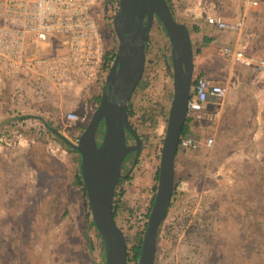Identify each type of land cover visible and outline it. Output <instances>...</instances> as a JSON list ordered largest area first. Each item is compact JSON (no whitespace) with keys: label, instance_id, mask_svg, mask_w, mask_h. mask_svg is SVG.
I'll return each instance as SVG.
<instances>
[{"label":"rangeland","instance_id":"obj_1","mask_svg":"<svg viewBox=\"0 0 264 264\" xmlns=\"http://www.w3.org/2000/svg\"><path fill=\"white\" fill-rule=\"evenodd\" d=\"M169 1L179 21L191 28L199 23L202 35L209 37L208 32L216 38L202 41L204 52H196L193 79L206 69V76H222L228 92L220 114L212 107L195 122L198 140L213 135L215 143L179 148L176 192L160 227L154 264H264V76L222 51L224 44L239 41L247 45V54L264 57V7L247 9L240 30L212 25L206 30L207 13H222L232 22L244 12L243 2ZM109 22L102 18L101 28L116 53L118 37ZM193 34L196 50L198 34ZM146 45V65L131 96L135 112L129 119L141 137V150L114 196L127 247L144 234V219L157 192L159 151L174 93L172 42L158 17ZM254 76H259L256 84L246 80ZM240 82L244 91L250 90L237 97ZM105 83L53 99L55 103L39 114L76 143L99 105L95 94H103ZM11 102L10 84L0 83V107ZM69 110L79 119L68 121ZM134 139L127 135V141ZM0 154V264H100L101 237L75 184L78 154L53 137L36 138L25 148Z\"/></svg>","mask_w":264,"mask_h":264},{"label":"built area","instance_id":"obj_2","mask_svg":"<svg viewBox=\"0 0 264 264\" xmlns=\"http://www.w3.org/2000/svg\"><path fill=\"white\" fill-rule=\"evenodd\" d=\"M110 1L0 0V83L10 84L14 102L8 119L39 113L32 105L40 100L55 103L56 98L69 92L76 95L78 91L84 92L106 82L111 67L104 70V63L111 48L105 40L101 19L106 18L113 26V16L120 3ZM241 1L244 12L235 21H228L222 13L211 12L205 15L206 22L220 30L242 29L247 9L260 7L264 0ZM246 47L238 41L224 44L222 51L245 65H256L264 73V57L247 54ZM227 92V85L209 76L195 77L187 118L190 121L204 119L206 105L223 99ZM65 117L68 121L79 119L75 110L67 111ZM50 133L43 122L34 117L9 120L0 124V152L25 148L31 141L49 137ZM199 142L212 146L215 137L199 141L190 132L182 133L178 148L186 150ZM161 153L162 148L160 156ZM149 213L144 219V231Z\"/></svg>","mask_w":264,"mask_h":264},{"label":"water","instance_id":"obj_3","mask_svg":"<svg viewBox=\"0 0 264 264\" xmlns=\"http://www.w3.org/2000/svg\"><path fill=\"white\" fill-rule=\"evenodd\" d=\"M119 1V8L113 16L118 47L107 74L106 90L77 142L69 140L39 113L13 116L0 124L18 117H34L41 120L52 134L78 150L92 218L105 245V264H127V241L114 215V196L125 157L142 144L137 129L129 120L128 102L142 78L146 65V42L153 21L158 17L172 42L174 93L162 145L158 188L138 261V264H154L159 229L175 187L179 139L187 119L194 80V50L188 25L174 16L168 0ZM102 123L104 132L99 140ZM127 132L135 138L137 146L127 143Z\"/></svg>","mask_w":264,"mask_h":264},{"label":"trees","instance_id":"obj_4","mask_svg":"<svg viewBox=\"0 0 264 264\" xmlns=\"http://www.w3.org/2000/svg\"><path fill=\"white\" fill-rule=\"evenodd\" d=\"M110 2L113 3V0H111ZM168 2L170 4V7H171L172 12L174 14V9L172 8L171 2L169 0H168ZM174 16H175V14H174ZM198 28L199 27L197 25L194 26L195 30H198ZM209 40H210L209 37H205V41L206 42H208ZM146 44H147V42H146ZM146 50H147V45H146ZM114 56H115V48L111 49L106 54V60H105V63H104V70L108 71V69L111 67V63H112V61L114 59ZM201 74L202 73H199L196 77L201 76ZM95 98L97 99V101H100L101 95H96L95 94ZM49 103H52V102H50L49 100L45 99V100H40L39 102L33 104L32 106H33V108L35 109L36 112L42 113V112H46L47 111L46 106ZM134 112H135L134 106H133V104L131 102V99H130V101L128 102L129 119L134 114ZM11 113H12V110H11ZM189 121H190L189 118H187L186 122H185V125H184V128H183V133H187V132L191 131ZM78 127L80 129H83L82 125H79ZM101 129L104 130V127H101ZM103 130H102V132H104ZM49 137L50 138L51 137L56 138L57 140L61 141L67 147L68 151L75 152V153L78 154V165H77V171H76V175H75V184L77 186L81 187L83 196L85 198V203H86V206H87V216L89 218L92 217L91 208H90V204H89L88 197H87V190H86V186H85V183H84V180H83V176H82L81 156H80L78 150L75 149L72 146H69L68 144H66L64 141H62L61 139H59L58 137H56V135H54L52 133H50ZM49 137H46V138L49 140ZM38 139L40 140V139H44V138L43 137H38ZM42 141H44V140H42ZM175 192H176V189L174 188L173 195L175 194ZM153 201H154V198H153ZM114 215H115V217L117 215V205H116L115 202H114ZM91 222L94 225V227L96 228L97 233L100 235V233L98 231V228L96 227V224H95V221L93 220V218H91ZM159 231H160V229H159ZM100 237H101V241H102V260H101L100 264H105V259H106L105 245H104V241H103V238H102L101 235H100ZM142 240H143V235H141L138 238V240L136 241V243L132 247H128L127 264H129V263L138 264L139 257H140V252H141V247H142ZM89 244L92 247V242H90Z\"/></svg>","mask_w":264,"mask_h":264},{"label":"crops","instance_id":"obj_5","mask_svg":"<svg viewBox=\"0 0 264 264\" xmlns=\"http://www.w3.org/2000/svg\"><path fill=\"white\" fill-rule=\"evenodd\" d=\"M262 7H264V1H263V3H262V5H261ZM260 6V7H261ZM204 20H205V18H204ZM205 23H206V25L204 26L205 27V29L207 30V29H209L210 30V28L209 27H207V25H210V24H208L207 22H206V20L204 21ZM186 23V22H185ZM187 24V23H186ZM188 25V27H189V30H190V34H191V38H192V43H193V50H194V57L196 56V54L197 53H202V52H204V48H203V46H201L202 45V41H205V37H208L207 35H202V30L201 29H203V27H202V25H200L199 23H196V25L199 27L198 28V30H195L194 29V26L195 25H193V28H191V26H189V24H187ZM192 29H194V31L192 30ZM196 33V34H198L197 36V38H196V40H197V42H198V46H197V49L195 50V38H194V34L193 33ZM206 34H210V36H212L213 34L212 33H206ZM209 36V38H210V40L209 41H216V38H213V37H210ZM204 43V42H203ZM205 43H208V42H206L205 41ZM197 52V53H196ZM255 56V55H254ZM234 59V58H233ZM235 60V59H234ZM248 67H253V68H256L257 70H258V72L262 75V76H264V73L262 72V71H260L257 67H256V65H248ZM201 68H203V67H201ZM201 70V72L200 73H202L201 75H207V72H206V69H200ZM208 76H210L211 77V75H208ZM258 77L259 76H254L253 77V79H252V77H251V79L250 78H248V77H246V80L247 81H252V82H254L255 84H256V81H258ZM212 79H214V80H216V81H219V82H223V81H221V80H223L222 79V76H212ZM262 82H264V80H262ZM244 83V82H243ZM243 83H241L240 82V84H239V86H240V88H239V91H237V97H238V94L239 95H243L244 93H248L249 94V90L247 91H244V87H243ZM245 83H246V81H245ZM223 84H224V82H223ZM255 95H259L260 93H254ZM244 96V95H243ZM240 97V96H239ZM222 100H224V98L223 99H220L219 101H215V102H210V103H208L207 105H206V108H205V110H206V116H207V114L209 113V111H210V109L213 107V109H214V113L215 114H220L221 112H222V108H223V106H222V104H223V102H221ZM13 101L11 102V104L13 105ZM217 103H220L221 104V106L220 107H217L216 108V104ZM11 105V106H12ZM11 106H7L6 108H5V105L4 106H1L0 108H2L1 110H0V116H1V119H3V120H1V121H4V120H6V119H8L9 117H10V115H11ZM5 113H7V114H9V116L8 117H6V115L7 114H5ZM205 116V117H206ZM0 121V122H1ZM195 122H197V121H189V124H190V129H191V131H190V133H192V134H195L196 133V125H195ZM195 132V133H194ZM50 143H51V141H50ZM1 155V154H0Z\"/></svg>","mask_w":264,"mask_h":264},{"label":"flooded vegetation","instance_id":"obj_6","mask_svg":"<svg viewBox=\"0 0 264 264\" xmlns=\"http://www.w3.org/2000/svg\"><path fill=\"white\" fill-rule=\"evenodd\" d=\"M106 90V87H104L102 89V92ZM101 127H104V123H102ZM103 129H101V132L99 134V140L102 139V136H103V132H102ZM104 131V130H103ZM127 135H129L130 137H133L129 132H127ZM128 144L130 145H136L137 146V142L136 140L134 139V142H131V141H127ZM140 150H141V146L139 148H136V149H133L132 151H130L127 156L125 157L123 163H122V168H121V178L117 184V186L120 184V182H122V180L125 179V177H128V175L131 173L134 165L136 164L137 162V159L139 157V153H140ZM116 186V188H117Z\"/></svg>","mask_w":264,"mask_h":264}]
</instances>
